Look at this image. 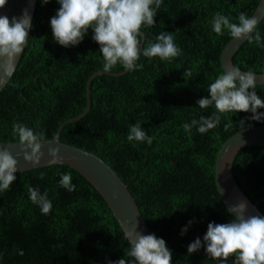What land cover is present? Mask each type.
<instances>
[{
	"label": "trees",
	"instance_id": "trees-1",
	"mask_svg": "<svg viewBox=\"0 0 264 264\" xmlns=\"http://www.w3.org/2000/svg\"><path fill=\"white\" fill-rule=\"evenodd\" d=\"M258 2L37 0L0 91V142L55 138L85 110L89 77L124 71L143 34L127 72L92 80L89 111L61 141L116 171L172 264H264L215 182L223 143L264 126V85L237 83L220 64ZM232 61L264 73V18ZM233 173L264 215V146L241 149ZM0 264L144 263L100 193L56 164L0 175Z\"/></svg>",
	"mask_w": 264,
	"mask_h": 264
},
{
	"label": "water",
	"instance_id": "water-1",
	"mask_svg": "<svg viewBox=\"0 0 264 264\" xmlns=\"http://www.w3.org/2000/svg\"><path fill=\"white\" fill-rule=\"evenodd\" d=\"M127 2V1H126ZM123 4V6L126 4ZM37 0H0V91L8 83L21 58ZM118 14V23L123 9ZM264 18V0H259L255 10L241 30L225 45L220 54L223 71L237 83L264 85V73H253L237 68L232 58L247 41ZM139 50L121 73L98 71L86 84V108L77 117L62 123L55 138L0 142V175L24 172L50 165H68L80 173L104 198L124 235L144 264H172L156 242L128 185L102 158L87 150L62 142V128L83 118L90 109V86L99 74L120 75L128 71L140 55ZM249 146H264V126L244 129L229 137L217 152L215 182L221 199L228 210L264 250V215L251 202L237 183L233 162L238 152Z\"/></svg>",
	"mask_w": 264,
	"mask_h": 264
},
{
	"label": "bare ground",
	"instance_id": "bare-ground-1",
	"mask_svg": "<svg viewBox=\"0 0 264 264\" xmlns=\"http://www.w3.org/2000/svg\"><path fill=\"white\" fill-rule=\"evenodd\" d=\"M257 125V124H256Z\"/></svg>",
	"mask_w": 264,
	"mask_h": 264
}]
</instances>
